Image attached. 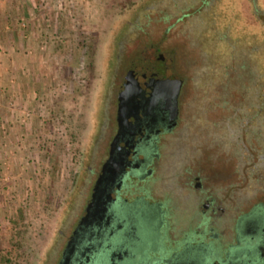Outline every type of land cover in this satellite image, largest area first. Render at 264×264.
Instances as JSON below:
<instances>
[{"label": "rangeland", "instance_id": "rangeland-1", "mask_svg": "<svg viewBox=\"0 0 264 264\" xmlns=\"http://www.w3.org/2000/svg\"><path fill=\"white\" fill-rule=\"evenodd\" d=\"M203 4L0 0V264L44 260L89 163L116 45L123 61L145 43L174 48L186 76L156 170L198 175L235 217L264 201V0Z\"/></svg>", "mask_w": 264, "mask_h": 264}, {"label": "flooded vegetation", "instance_id": "flooded-vegetation-1", "mask_svg": "<svg viewBox=\"0 0 264 264\" xmlns=\"http://www.w3.org/2000/svg\"><path fill=\"white\" fill-rule=\"evenodd\" d=\"M115 57L89 163L41 264H264V201L235 217L202 197L198 175L177 184L156 170L180 119L176 50L145 43L123 61L116 45Z\"/></svg>", "mask_w": 264, "mask_h": 264}, {"label": "crops", "instance_id": "crops-1", "mask_svg": "<svg viewBox=\"0 0 264 264\" xmlns=\"http://www.w3.org/2000/svg\"><path fill=\"white\" fill-rule=\"evenodd\" d=\"M6 50H7V54L11 55V51H13V48H11V46H6ZM1 51H2V49L0 48V52ZM4 56H5L4 54L0 53V60H2V63L0 64V80H1V78H3V79L8 78L9 74L11 73L8 70V66H10L9 65L10 60L8 58L7 59L5 58V61H4ZM4 62H8V66L4 65ZM4 71H6V72H4Z\"/></svg>", "mask_w": 264, "mask_h": 264}, {"label": "trees", "instance_id": "trees-1", "mask_svg": "<svg viewBox=\"0 0 264 264\" xmlns=\"http://www.w3.org/2000/svg\"><path fill=\"white\" fill-rule=\"evenodd\" d=\"M259 107L264 109V99L260 102Z\"/></svg>", "mask_w": 264, "mask_h": 264}]
</instances>
